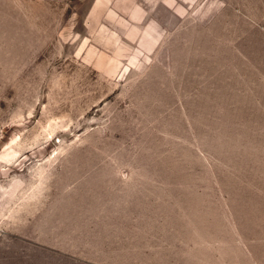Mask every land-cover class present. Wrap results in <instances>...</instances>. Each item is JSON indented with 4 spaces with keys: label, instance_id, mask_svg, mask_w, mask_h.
<instances>
[{
    "label": "rangeland",
    "instance_id": "374dc122",
    "mask_svg": "<svg viewBox=\"0 0 264 264\" xmlns=\"http://www.w3.org/2000/svg\"><path fill=\"white\" fill-rule=\"evenodd\" d=\"M96 167L144 176L172 225L218 205L264 264V0H0V254L44 228L30 199L67 202ZM228 241L135 264H214Z\"/></svg>",
    "mask_w": 264,
    "mask_h": 264
},
{
    "label": "crops",
    "instance_id": "0c3cea01",
    "mask_svg": "<svg viewBox=\"0 0 264 264\" xmlns=\"http://www.w3.org/2000/svg\"><path fill=\"white\" fill-rule=\"evenodd\" d=\"M132 175L129 168L96 167L91 178L80 179L87 189L73 191L74 197L64 203L47 202L41 213L38 201L30 199L24 215L44 228L17 231L30 246L0 254V264H135L152 249L195 252L228 240L234 241L233 247L216 255L214 264H237L238 259L256 264L261 246L251 239L249 247L238 241L239 234L226 233L228 226L221 220L225 210L209 204L177 207L180 222L172 225L166 217L170 210L152 206L164 196L153 193L144 176L136 181ZM16 221L25 220L22 216ZM240 251L244 255L238 258Z\"/></svg>",
    "mask_w": 264,
    "mask_h": 264
}]
</instances>
